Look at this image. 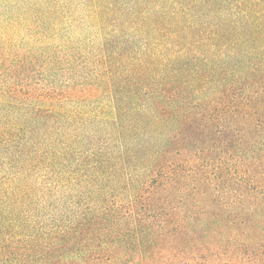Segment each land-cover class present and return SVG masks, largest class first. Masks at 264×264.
<instances>
[{"label": "trees", "instance_id": "1", "mask_svg": "<svg viewBox=\"0 0 264 264\" xmlns=\"http://www.w3.org/2000/svg\"><path fill=\"white\" fill-rule=\"evenodd\" d=\"M0 264H264V0H0Z\"/></svg>", "mask_w": 264, "mask_h": 264}]
</instances>
